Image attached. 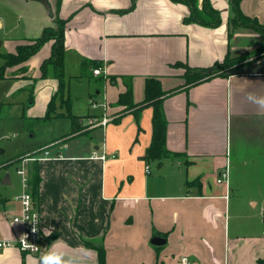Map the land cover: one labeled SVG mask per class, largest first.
Listing matches in <instances>:
<instances>
[{
	"label": "crops",
	"instance_id": "crops-1",
	"mask_svg": "<svg viewBox=\"0 0 264 264\" xmlns=\"http://www.w3.org/2000/svg\"><path fill=\"white\" fill-rule=\"evenodd\" d=\"M232 3L210 0L221 22L206 27L186 23L190 7L174 0H139L125 14L119 12L130 9L131 0H61L59 8L58 0H0V28L15 24L19 35L10 43L0 40V50L8 42L9 53L15 52L59 17L68 21L66 71L75 63L77 78L86 60L104 72L94 76L89 69L92 114H75L99 119L98 127L84 129L90 137L59 138L34 153L41 251L24 254L12 245L0 249V264H99L96 248L102 246L106 264H182L183 258L190 264H264V0ZM240 15L235 27L231 22ZM51 48L45 45L28 72L12 79L18 91L28 90L34 106L36 90L50 87V102L58 89L54 79L38 80ZM258 50L232 75L187 87L188 69L212 72L227 55ZM150 79L165 92L169 153L161 160L146 158L154 107L125 111L119 105L129 88L134 104L142 103ZM222 172L228 178L219 184ZM8 178L3 185H12ZM16 190L1 193L0 241L15 242L21 233L13 222L20 210ZM157 235L165 245L152 244Z\"/></svg>",
	"mask_w": 264,
	"mask_h": 264
},
{
	"label": "trees",
	"instance_id": "trees-1",
	"mask_svg": "<svg viewBox=\"0 0 264 264\" xmlns=\"http://www.w3.org/2000/svg\"><path fill=\"white\" fill-rule=\"evenodd\" d=\"M139 0H131L132 6L130 9L119 12V13H128L133 11ZM177 2H182L188 5L191 9V14L188 18L185 19L186 23L195 22L199 23L206 27H217L221 22L220 13L213 8L210 4V0H203L202 8H199L200 0H174ZM232 5L238 7L240 0H232ZM61 0H58V8L60 6ZM58 14V12H57ZM242 19V16H238L237 19H233L235 22H231L235 27L239 25V20ZM243 21V20H242ZM68 21L62 20L59 17H56L54 27L45 28L40 37L33 40H26L23 43L17 45L15 52L2 55L3 63L0 65V81L9 79L13 75H24L28 72L27 64L29 61L37 56L45 45L52 43L50 56L43 61L40 66L39 73L40 76L38 80H48L54 79L58 82V89L56 94L51 98L47 112L43 117L44 121H50L57 118H62L61 115L57 114L58 105L61 108H67L66 119L71 120L72 130L68 132L67 135L61 137L63 140L67 137H74L79 135H84L88 132L84 131L85 128L79 127L80 121L85 117H78L72 113V105L70 96L68 95L65 99V93L67 88V78H66V25ZM234 23V24H233ZM263 51V49H261ZM260 50L254 53H245L238 57H233L227 55L225 60L222 63L216 64L209 73L210 69H201V70H187L189 73L186 75L187 87L199 85L205 81L213 79L216 76L228 77L232 75L234 71H238L239 67L242 66L245 62L247 63L251 56L262 53ZM96 67V68H95ZM101 68V65L96 62H89L84 60L81 64V74L78 79L84 78L88 73L89 69ZM191 74V75H190ZM165 92L162 89L161 83L158 80L150 79L146 82L145 88V100L140 104H134L132 89L129 88L125 93L120 95L119 105L124 106L125 111L138 109L141 110L146 106L154 107V117H153V140L150 148L147 151L146 158L148 160H161L168 155L166 149V128L167 123L163 115V97ZM60 99V103L57 104V101ZM30 101L32 99H29ZM34 99L32 100V104ZM31 104V105H32ZM35 158V157H31ZM28 181H29V191L32 187V194L34 198H37L39 195V187L41 184V177L39 174L38 162L34 161L31 163L28 172ZM31 192V191H30ZM90 247L88 243L87 246ZM98 252V262L99 264H106V251L104 247L96 248Z\"/></svg>",
	"mask_w": 264,
	"mask_h": 264
},
{
	"label": "rangeland",
	"instance_id": "rangeland-1",
	"mask_svg": "<svg viewBox=\"0 0 264 264\" xmlns=\"http://www.w3.org/2000/svg\"><path fill=\"white\" fill-rule=\"evenodd\" d=\"M8 17L10 18L9 23L13 24L14 15L9 10ZM13 27L7 28L4 26L0 28V40L6 39L10 43L18 39V32L13 31ZM7 43L0 50V65L3 63L2 55L8 54L13 49V43L11 46H7ZM77 69L78 67L75 63L68 64L65 99H67L68 95L70 96L72 113L74 115L87 116L92 114V109L88 103V95H93L95 85L93 80L87 79L91 78V74L89 73L86 74L82 83L76 80L77 78L72 75H75L74 72ZM80 74H77V76L79 77ZM16 77L18 76L13 75L10 76L11 80L0 81V197L4 190L12 191L13 188H18L14 193L21 192L22 194L24 192L23 179L25 176L19 174V169L23 162L34 157L36 150H42L52 142L67 135L71 125V120L63 118L67 115V108H61L59 105L58 112L56 113L61 115L62 118L44 121L43 117L47 112V103L49 102L47 97L50 96L51 92L50 87L45 90H36L34 106V104L31 105L32 100H29L28 90L18 91V85H14ZM27 78L30 77H19L17 79ZM12 79L14 80L12 81ZM59 103L60 99L57 101V104ZM99 123L98 118L88 116L82 119V124L79 127L88 130L98 127ZM85 136L90 137V135ZM252 153L253 151L250 150L247 154H244V157L251 156ZM30 163L32 162H27L25 166L27 167ZM7 177H10L12 181L11 186L2 184ZM252 194L258 197L261 195V192L258 189L252 188Z\"/></svg>",
	"mask_w": 264,
	"mask_h": 264
},
{
	"label": "built area",
	"instance_id": "built-area-1",
	"mask_svg": "<svg viewBox=\"0 0 264 264\" xmlns=\"http://www.w3.org/2000/svg\"><path fill=\"white\" fill-rule=\"evenodd\" d=\"M102 68H97L93 70L94 76L103 75ZM105 123V122H103ZM49 155L48 152H45ZM103 160L105 157L102 158ZM36 161L35 158L27 159L23 162L21 168L19 169V174L25 176L23 179L24 192L17 197L20 203L19 213L14 216V224L20 226L21 233L19 238L15 242L1 240L0 249L11 247L16 245L19 250L24 254H38L41 251L42 243V228H41V213L38 207L35 205L34 197L29 191V181L26 173V163ZM149 173V168L147 169ZM218 183L222 184L225 178H228V172L220 173ZM262 215H264V204L262 206ZM182 264H190L188 258H183Z\"/></svg>",
	"mask_w": 264,
	"mask_h": 264
},
{
	"label": "water",
	"instance_id": "water-1",
	"mask_svg": "<svg viewBox=\"0 0 264 264\" xmlns=\"http://www.w3.org/2000/svg\"><path fill=\"white\" fill-rule=\"evenodd\" d=\"M1 46H2V42H0V47ZM209 73H211V71ZM7 179H9V178L7 177ZM8 183H10L9 180H8ZM8 183H6V180L4 181V184H8ZM152 244L157 246V247H160V246H163L166 244V240L164 238H162L160 235H157L156 237L153 238Z\"/></svg>",
	"mask_w": 264,
	"mask_h": 264
},
{
	"label": "clouds",
	"instance_id": "clouds-1",
	"mask_svg": "<svg viewBox=\"0 0 264 264\" xmlns=\"http://www.w3.org/2000/svg\"><path fill=\"white\" fill-rule=\"evenodd\" d=\"M45 259H51V257H46ZM56 259L59 261V256H57Z\"/></svg>",
	"mask_w": 264,
	"mask_h": 264
}]
</instances>
